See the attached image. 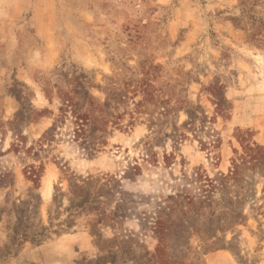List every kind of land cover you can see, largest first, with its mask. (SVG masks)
Wrapping results in <instances>:
<instances>
[{"label": "rangeland", "instance_id": "rangeland-1", "mask_svg": "<svg viewBox=\"0 0 264 264\" xmlns=\"http://www.w3.org/2000/svg\"><path fill=\"white\" fill-rule=\"evenodd\" d=\"M0 264H264V0H0Z\"/></svg>", "mask_w": 264, "mask_h": 264}, {"label": "trees", "instance_id": "trees-1", "mask_svg": "<svg viewBox=\"0 0 264 264\" xmlns=\"http://www.w3.org/2000/svg\"><path fill=\"white\" fill-rule=\"evenodd\" d=\"M257 148V150H255ZM256 148L255 147H252V146H249V149H251V152L249 153V156H250V158L252 159V160H257V157L254 155V153H252V152H255V151H258V150H261V148H263L261 145H256ZM241 164V163H240ZM240 164L238 165V163H237V167L236 168H234V170H233V174H239V171H240V169H239V167H240Z\"/></svg>", "mask_w": 264, "mask_h": 264}]
</instances>
